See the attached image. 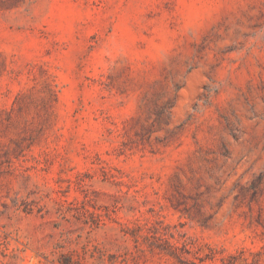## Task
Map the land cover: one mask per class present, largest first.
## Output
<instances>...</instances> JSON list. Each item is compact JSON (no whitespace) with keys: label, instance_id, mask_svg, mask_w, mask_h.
I'll use <instances>...</instances> for the list:
<instances>
[{"label":"rangeland","instance_id":"1","mask_svg":"<svg viewBox=\"0 0 264 264\" xmlns=\"http://www.w3.org/2000/svg\"><path fill=\"white\" fill-rule=\"evenodd\" d=\"M0 264H264V0H0Z\"/></svg>","mask_w":264,"mask_h":264}]
</instances>
